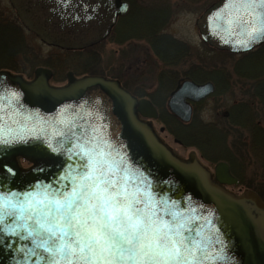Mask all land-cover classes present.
Here are the masks:
<instances>
[{
	"label": "water",
	"instance_id": "1",
	"mask_svg": "<svg viewBox=\"0 0 264 264\" xmlns=\"http://www.w3.org/2000/svg\"><path fill=\"white\" fill-rule=\"evenodd\" d=\"M9 1L27 29L66 50H82L106 39L129 9L125 0ZM225 2L216 0L196 20L203 42L233 54L264 45V35L251 39L223 20L214 23V13ZM213 90L211 82L198 84L190 77L182 78L168 98V112L187 124L193 111L189 102H199ZM9 91L18 93L11 104ZM157 118L148 99L138 100L115 80L70 78L66 86L55 88L41 76L29 82L0 71V212L7 210L4 198L23 204L24 193L39 192L45 186L49 192L70 190L72 176L87 163L74 146L99 151L98 144L121 169L127 168L129 189L138 188L146 202L151 199L157 215L170 219L176 213L183 220L184 235L200 242L201 264H264L263 201L250 196L261 214L254 217L238 199L214 189L205 167L196 160L186 164L177 158L142 120ZM17 158L33 165L24 170ZM215 179L227 185L238 183L225 162L217 164ZM24 212H29L26 204ZM25 223L33 221L8 216L0 220V264H47L48 254L18 226Z\"/></svg>",
	"mask_w": 264,
	"mask_h": 264
},
{
	"label": "snow or ice",
	"instance_id": "2",
	"mask_svg": "<svg viewBox=\"0 0 264 264\" xmlns=\"http://www.w3.org/2000/svg\"><path fill=\"white\" fill-rule=\"evenodd\" d=\"M214 15V23L223 20L251 39L264 35V0H226ZM7 99L11 104L18 93L9 91ZM74 147L87 163L72 176L70 190L49 192L45 186L24 193L23 204L4 198L7 210L0 212V220L8 216L33 221L18 226L48 254L47 264H201L200 242L184 235L186 225L176 213L170 219L157 215L151 199L146 202L138 188L129 189L127 168L121 169L98 144L99 151L83 144ZM7 231L15 234L12 228Z\"/></svg>",
	"mask_w": 264,
	"mask_h": 264
},
{
	"label": "rangeland",
	"instance_id": "3",
	"mask_svg": "<svg viewBox=\"0 0 264 264\" xmlns=\"http://www.w3.org/2000/svg\"><path fill=\"white\" fill-rule=\"evenodd\" d=\"M152 1L156 2L157 0H140V3L149 4ZM215 1L165 0V2L169 3L173 14L162 33L170 35L174 40L180 41L189 49V55L174 67L165 65L159 59L152 46L149 45L150 43L144 40L133 39L119 44L107 37L91 47L79 50L81 52L77 54L67 53L65 52L66 49L43 41L38 35L27 29L9 0H0V25L13 23L17 26L25 45L22 49L24 53L17 55L13 63L16 68L15 72H11L18 74L22 78H28L34 68L53 65L58 73L61 74V80L56 79V82H53L54 85H60L59 83L65 82L64 75L66 72L76 73L79 76L84 73L99 77L100 75H105L112 79H119L130 91L143 97L155 94L153 96L159 99L157 91L164 87L160 92L166 99L170 92V90L168 92L170 87L162 83L163 80L170 77V74H168L169 69L176 72V79L188 77L186 73L192 66L215 70L213 72L214 75H222L226 78V82L229 81V91L225 94L226 89L219 85L220 87L218 86V88L223 90L224 94L218 98L211 97L206 99L200 105V108L197 109V116L201 123L211 125L215 123L219 131L224 132L226 130L227 139L224 145L226 148L223 146L221 138L217 139L213 145L212 142L207 145L206 147L209 150L206 149V151L202 149L203 147H187L180 140L182 144H179L175 141L177 138L159 120L152 123V128L177 158L185 160L189 154L193 153L197 157L198 162L209 171L213 169V163L204 157V153L210 155L215 147L213 151L221 153L218 156L221 159L220 161L228 158L232 159L235 171L243 179L246 178L244 179L246 183L253 185L254 188L259 190L264 198V168L261 163L264 153L254 148L250 133L244 131L238 125L234 127L226 125L225 120H223L225 119L223 116L224 112L233 104L239 102L244 104L243 102H247L253 105V112H255L259 121L257 123L261 122L260 124L263 127L259 126L261 128L259 130L264 134V105L260 102L261 99H255L254 94L251 95L256 85H258V88L262 85L261 90L264 92V81H259V84H257L256 77L248 78L243 71H240L241 68L244 70V66H246L244 62L240 64L241 66H238L237 63L242 61L239 60L240 55L214 50L201 39L196 20ZM1 31L3 32L4 30L0 27V37ZM3 42H5V45L3 43L0 45V53L8 49L9 42L10 44L12 43L6 33H4ZM2 63L3 59L0 57V65ZM32 63L35 64L32 65ZM32 66L33 69L31 68ZM60 69L64 71L61 72ZM0 70L6 69L0 68ZM56 77H59V75ZM257 79L260 78L257 77ZM220 80L222 81L221 84H224L223 77ZM162 127L165 128L164 131H160ZM211 156L215 157L216 155L213 156L211 154ZM27 163L29 167L31 166V163L24 160L22 162L24 169L28 168Z\"/></svg>",
	"mask_w": 264,
	"mask_h": 264
},
{
	"label": "trees",
	"instance_id": "4",
	"mask_svg": "<svg viewBox=\"0 0 264 264\" xmlns=\"http://www.w3.org/2000/svg\"><path fill=\"white\" fill-rule=\"evenodd\" d=\"M127 2L129 4L128 12L119 18L108 39L119 44L133 39L144 40L150 43L149 45L152 46L159 59L162 60L165 65L174 67L180 64V62L189 55L188 47L180 41L174 40L170 35L162 33V30L167 26L173 14L169 3L165 2V0L152 1L149 4H141L140 0H127ZM0 27L4 30L3 32L1 31L0 45H2V43L5 45V42H3L4 33H6V36L12 42L11 44L9 42L8 49L0 53V57L3 59L0 68L15 72L16 68L13 64L15 58L17 55L24 53L22 49L25 45L21 32L13 23L0 25ZM240 60L242 61L237 63L238 66H241L240 64L243 62L246 64V66L243 64L245 69L243 70V68H241V72L243 71L248 78L252 76L254 78L256 77L257 84H259V81H264V47H260L257 51L244 54ZM214 71L215 70L205 69L200 66H192L186 73V76L191 77L196 82H215ZM168 74H170V77L163 80V83L166 84L165 86L172 85L176 79V72L169 69ZM257 77L260 79H257ZM261 87L259 86L258 88V85H256L251 93V95L254 94V98L260 99L262 94H264ZM222 93L223 90L217 87L213 96L217 97ZM158 97L165 99L162 93H160ZM153 99H156L155 96H153ZM158 110L160 113V122L166 126V129L175 138L182 141L185 146L203 147L202 149L206 151V149L209 150L206 146L211 142L213 145L219 138L222 139L223 146L225 145L227 139L226 130L221 132L215 125L201 123L200 119H198L197 112L194 113L191 122L185 125L170 115L166 108H158ZM228 112V118L223 119L226 125H231L233 127L238 125L244 131L250 133L252 135L250 139L254 148L264 153V134L259 130L260 127L257 123L258 119L253 109L229 108ZM213 150L211 154L213 156L216 155L215 157H212L211 154L204 153V157L210 162H215L220 159L218 156H220L219 154L221 153ZM261 163L264 168V155Z\"/></svg>",
	"mask_w": 264,
	"mask_h": 264
},
{
	"label": "flooded vegetation",
	"instance_id": "5",
	"mask_svg": "<svg viewBox=\"0 0 264 264\" xmlns=\"http://www.w3.org/2000/svg\"><path fill=\"white\" fill-rule=\"evenodd\" d=\"M128 3V2H127ZM118 20H119V18H118ZM118 20H117V22H118ZM117 24V23H116ZM116 26V25H115ZM260 47H264V45H261ZM259 47V48H260ZM258 48V49H259ZM257 49V50H258ZM65 52H67V53H75V54H77V53H79V52H81V51H79V50H73V51H71V50H66ZM244 54H242V55H240V58L243 56ZM240 58H239V60H240ZM35 63H32V65H34ZM32 69H33V66L31 67ZM60 71L61 72H63L64 70L63 69H60ZM59 75V77H56V76H58ZM37 76H41V77H43L46 81H47V83H48V85L49 86H51V87H63V86H66L68 83H69V80H70V78L72 79V81H74V80H80V79H83V78H85V77H97V75H90V74H86V73H84L83 75H81V76H79V75H77L76 73H72V72H66V74L64 75L65 77V82L64 83H59L60 85H54L53 84V82L55 81L56 82V79H58V80H61V74H59L58 73V71L54 68V66L53 65H51V66H43V67H36V68H34L33 69V72H32V74H31V76H28V78H24V79H26V81H32V80H34ZM220 76V77H219ZM99 77V76H98ZM100 77H104V78H106V79H111V80H115V81H117L120 85H121V87L122 88H124L126 91H128L130 94H132L135 98H137L138 100L139 99H142V98H146V99H148L151 103H152V105L156 108V110H157V114H158V118L156 119V120H159L160 121V113H159V110H158V108H167V101H168V98H169V96H170V94H171V92L177 87V84H178V81L180 80V79H182V78H178V79H175L174 80V82L172 83V85L170 84L169 85V89H168V92H169V90H170V92H169V94H168V97H166V99H163V98H159V99H153V95H155V94H153V95H147V97H143V96H138V95H136V94H134L132 91H130L125 85H123V83H121V81L119 80V79H112V78H109V77H106L105 75H100ZM215 77H217V78H215V82L214 81H209V82H211L212 84H213V86H214V90H213V92L208 96V97H206L205 99H203V100H201V101H199V102H189L190 104H191V107H192V118H193V116H194V113H196L197 112V109L198 108H200V105L206 100V99H208V98H211V97H214V98H218L219 96H221V95H223L224 93L226 94L228 91H229V89L228 88H230V86H229V81L228 82H226V78L224 77V76H222V75H215ZM223 77V81H224V84H221V78ZM205 82H207V81H204V82H201V83H205ZM197 83H200V82H197ZM163 85H166L165 83H162ZM219 85H222L223 86V88H225L226 90H225V92L224 93H222V94H220L219 96H213V94H214V92H215V90H216V88L219 86ZM220 87V86H219ZM264 87V86H263ZM162 89H164V87H162V88H160V90H162ZM160 90L159 91H157V96L161 93L160 92ZM263 91V90H262ZM264 93V92H263ZM261 96V95H260ZM156 97V96H155ZM157 98V97H156ZM263 98H264V94H262V97L260 98L261 100H260V102L264 105V101H263ZM255 99H258V98H255ZM255 101V100H254ZM256 102V101H255ZM244 104H240V102L239 103H237V104H233L230 108H253L252 106L253 105H251V104H248L247 102H243ZM245 103H247V104H245ZM225 118H228V116H229V112H228V110H226V112H224V115H223ZM256 116V115H255ZM143 121H145V122H148L150 125H151V127H152V123L154 122V121H156V120H154V119H142ZM257 122H259V121H257ZM261 123V122H260ZM260 123H258V125L261 127V128H263L262 126H261V124ZM182 124H184V123H182ZM213 125H215L216 126V124L215 123H212ZM165 126V125H164ZM166 127V126H165ZM164 130H165V128L164 127H162ZM161 128V129H162ZM153 129V128H152ZM161 129H160V131H161ZM163 130V131H164ZM153 131H154V129H153ZM154 134L157 136V134H156V131H154ZM157 138L160 140V142L161 143H163V144H165L166 145V143L165 142H163L162 141V139L161 138H159V136H157ZM176 142H178L179 144H182L179 140H175ZM170 149V148H169ZM171 150V149H170ZM172 151V150H171ZM173 153V152H172ZM193 156H194V158H193ZM17 160H19L20 161V167L22 168V169H24V167H22V162L24 161V160H22V159H20V158H17ZM193 160H196V161H198V159H197V157L195 156V154H193V153H191V154H189L188 155V157H187V159H185V160H183L186 164H190L191 163V161H193ZM221 159H219V160H217V161H215V162H211V163H213V169L211 170V171H209L208 170V172H209V181H210V184H211V186L214 188V189H216V190H219V191H223V192H225L226 194H228L229 196H231V197H233V198H235V199H238L244 206H246L250 211H251V214L254 216V217H258V216H260L261 214H260V210L257 208V206H256V204H255V202L254 201H252V200H250V196L252 195V194H255V195H257L260 199H261V201H263V203H264V198L261 196L262 194L260 193V191L259 190H257L256 188H254V186L253 185H250L249 183H246L245 182V180L244 179H246V178H244L243 179V177H241L240 176V174L239 173H237L235 170V165H234V163H233V161L229 158V160L228 159H225L224 161H220ZM220 162H225V163H227L228 164V168H229V172H230V174L233 176V177H235L236 179H237V181H238V183L237 184H231V185H227V184H223V183H220L219 181H217L216 179H215V168H216V166H217V164H219ZM28 164V163H27ZM33 164L31 163V166H32ZM30 166V167H31ZM28 168H26V169H29L30 167H29V164H28V166H27ZM25 170V169H24ZM253 186V187H252Z\"/></svg>",
	"mask_w": 264,
	"mask_h": 264
}]
</instances>
